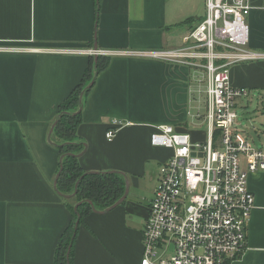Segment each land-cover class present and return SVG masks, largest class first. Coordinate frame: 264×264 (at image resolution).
I'll return each instance as SVG.
<instances>
[{"label": "crops", "instance_id": "obj_1", "mask_svg": "<svg viewBox=\"0 0 264 264\" xmlns=\"http://www.w3.org/2000/svg\"><path fill=\"white\" fill-rule=\"evenodd\" d=\"M249 3L247 47L264 55V0ZM205 15V0H0V47L10 49L0 50V264H55L70 211L53 187L60 155L50 129L95 57L90 50L108 63L83 102L79 163L86 173L117 174L128 193L113 210L84 217L71 264H140L159 168L172 155L151 145L155 127L171 125L192 142L207 135L197 117L204 72L140 53L179 48ZM229 77L264 96V59L231 66ZM247 187L246 249L230 264H264V173L249 174Z\"/></svg>", "mask_w": 264, "mask_h": 264}, {"label": "built area", "instance_id": "obj_2", "mask_svg": "<svg viewBox=\"0 0 264 264\" xmlns=\"http://www.w3.org/2000/svg\"><path fill=\"white\" fill-rule=\"evenodd\" d=\"M205 4L204 19L187 32L182 46L140 53L204 72L198 82L205 83V111L197 117L207 126L201 142L166 124L156 126L150 137L152 146L171 149L172 155L159 168L142 232L140 264H230L246 249L254 207L247 178L264 173V149L238 132L237 100L249 92L232 87L229 69L264 55L247 47L249 0ZM103 54L88 51L90 56ZM113 136L112 130L106 134L108 140Z\"/></svg>", "mask_w": 264, "mask_h": 264}, {"label": "trees", "instance_id": "obj_3", "mask_svg": "<svg viewBox=\"0 0 264 264\" xmlns=\"http://www.w3.org/2000/svg\"><path fill=\"white\" fill-rule=\"evenodd\" d=\"M188 23H190L189 20L184 22V24ZM107 63V57L97 56L96 62L94 57H90V66L86 69L80 83L58 106L55 118L57 122L51 134V142L57 149L60 158L63 156L61 162L62 171L56 185L57 192L63 196L71 195L77 182L78 186L74 197L70 200H66L68 198L63 199L70 211V222L62 232L56 247L55 264H67L66 253L70 244L72 247L69 255V264H71L73 247L78 231V229L74 231L77 214L79 215V228L83 223L84 217L92 211L91 206L85 201H91L95 210L103 211L114 205L125 192V182L117 174H86L80 166L79 157H77L82 153L84 144L78 141L77 136V130L81 124V111L77 114L75 113L79 108L82 109L83 102L91 88L86 89L87 85L94 80L99 72L106 68ZM92 67H94L93 70ZM81 95L82 99L80 102ZM59 168L60 163H58L56 175ZM80 202L82 204L78 206L76 213L73 208Z\"/></svg>", "mask_w": 264, "mask_h": 264}, {"label": "rangeland", "instance_id": "obj_4", "mask_svg": "<svg viewBox=\"0 0 264 264\" xmlns=\"http://www.w3.org/2000/svg\"><path fill=\"white\" fill-rule=\"evenodd\" d=\"M202 85L204 86L205 83H203ZM198 96L200 103L199 111L203 114L205 111V96L203 94H199ZM195 106H197V103L194 104V107ZM194 107L192 106V108L188 109L192 114H195L197 112ZM235 112L237 114V125H240L238 127V130H244L248 134L249 140H251L256 148L264 149V135H257V133H259L258 129H260L262 132L264 131L261 125H259L260 116L264 114V96H258L257 94L252 95V93H250L247 97L239 98L237 100ZM253 127L255 128V130H253ZM171 249L170 251H172Z\"/></svg>", "mask_w": 264, "mask_h": 264}, {"label": "water", "instance_id": "obj_5", "mask_svg": "<svg viewBox=\"0 0 264 264\" xmlns=\"http://www.w3.org/2000/svg\"><path fill=\"white\" fill-rule=\"evenodd\" d=\"M96 58H97V56L94 57L95 62H96ZM92 84H93V81H92V82L86 87V89H89V88L92 86ZM81 99H82V95L80 96V102H81ZM80 111H81V108H79V110H78L75 114L79 113ZM56 122H57V121H55V122L53 123V125H52V127H51V129H50V135H51V133L53 132V129H54L55 125H56ZM80 155H81V154H79L77 157H79ZM62 159H63V156H62V157L60 158V160H59L60 168H59V171H58L57 175L55 176V179H54V182H53V187H54L55 192H56L58 195H60V196H62V197H64V198H68V199H70V198L74 197L75 194H76V192H77L78 182L75 184V186H74V191H73V193H72L71 195L63 196V195H61L59 192H57V188H56L57 180H58V178H59V176H60V173H61V171H62V166H61ZM99 173H100V174H104V173H101V172H88V173H86V174H99ZM127 193H128V187H127V183H126V188H125V192H124L123 196H122V197H121V198H120V199H119L114 205H112L111 207H109V208H107L106 210H103V211H97V210H95V209H94V206H93V203H92L91 201L87 200V201H85V202H87V203L91 206L93 212H95V213H106V212H109V211L113 210V209H114L115 207H117L118 205H120V204L125 200V198H126V196H127ZM80 204H82V202L77 203V204L74 206V208H73L74 212L77 213V208H78V206H79ZM78 224H79V215L77 214V220H76L75 225H74V231H76V230L78 229ZM74 236H75V234H74ZM71 247H72V245L70 244L69 247H68V249H67V253H66V261H67V264H69V255H70Z\"/></svg>", "mask_w": 264, "mask_h": 264}]
</instances>
